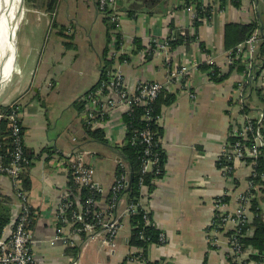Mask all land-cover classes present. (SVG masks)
<instances>
[{"label": "crops", "instance_id": "obj_1", "mask_svg": "<svg viewBox=\"0 0 264 264\" xmlns=\"http://www.w3.org/2000/svg\"><path fill=\"white\" fill-rule=\"evenodd\" d=\"M184 1L115 0L117 33L109 30L112 26L98 11L97 0H57L52 13L44 9V0L39 6L37 0L28 3L16 30L9 75L1 83L13 78L0 90V105L21 107L23 142L33 158L28 197L35 216L31 229L35 264H121L134 250L128 246L131 229L126 220L110 246L104 244L103 233L82 236L74 247L50 242L56 232L57 202L68 185L67 156L82 150L91 153L94 179L105 195L118 157L110 146L125 143L120 113L114 112L96 127L103 130L109 144L104 146L85 140L84 110H78L77 103L99 81L105 49L108 58L114 57L113 70L120 69L131 89L142 81L164 82L169 71L189 66L187 75L167 86L159 102L157 126L165 154L164 175L145 203L166 242L151 245L148 260L157 264H228V247H214L209 239L213 202L228 191L226 208L233 210L236 196L247 187L250 169L234 162L231 174L223 175L217 156L227 148L235 124L260 118L264 126V69L259 47L252 61L245 55L238 57L247 70H259L250 81L234 67L226 79L215 82L204 66L213 56L221 73L228 72L226 24L255 23L261 29L255 32H264V0H242L240 8L201 0L212 7L213 14L200 19L197 28L183 8ZM171 31L184 39L167 54L157 51L151 41L165 40ZM115 34L120 37L119 48L113 45ZM121 55L126 63L119 62ZM0 196L7 198L13 219L15 197L11 180L3 175ZM262 206L264 211V200Z\"/></svg>", "mask_w": 264, "mask_h": 264}, {"label": "built area", "instance_id": "obj_2", "mask_svg": "<svg viewBox=\"0 0 264 264\" xmlns=\"http://www.w3.org/2000/svg\"><path fill=\"white\" fill-rule=\"evenodd\" d=\"M99 10L105 15L112 26V32L117 33L119 28V17L113 10L115 0H97ZM203 6L205 3H202ZM108 9V10H107ZM193 20L198 19L196 10L192 7L185 8ZM107 10V11H106ZM110 10V11H109ZM213 9L211 11V18ZM201 18V19H205ZM116 34L114 35V38ZM174 38V35H169L165 40H152V46L160 52L167 54L169 52V41ZM258 33L254 32L235 49L226 52V63L229 65L234 59L245 55L248 60H253L257 48L260 43ZM115 42V39H114ZM113 42V44H114ZM167 62L169 61L166 59ZM127 61H124L126 63ZM207 65L217 66L215 57H208ZM213 69H211L212 71ZM222 72V68H218ZM189 72V66L181 65L167 73L164 82L158 81H142L134 89L127 86L124 81L120 69H116L108 76V81L102 84L101 87L89 92L84 97L85 111L83 120L91 129H96L100 122L111 116L114 112L123 114L131 113L134 106H147L155 101V99L165 91L170 84L179 82ZM13 108L8 117L11 136L14 140V151L11 154L9 164L0 163V175L6 176L11 180V187L16 199L13 216V221L10 223L8 233L0 240V264H35L31 252V231L29 224L34 220V214L31 213L29 204L28 192L23 188V182L20 177L25 171L28 160L24 155L23 135H21L20 114L21 107L17 104H12ZM146 120H151L149 111L143 116ZM124 126V124H123ZM262 120L245 118L241 125H234L231 131L232 142L229 141L227 148L217 156L218 165L223 175H229L233 171V163L240 162L248 167L250 172L254 166L251 159H255L259 155V148L264 146V131ZM142 141L149 146L153 144V135L149 130L139 132ZM88 151H79L73 153L64 160V166L68 175L74 182L76 187H87L91 193H103V189L95 182V166L93 160H89ZM145 157L142 159L141 173L146 174L151 171L154 166H157L159 159L158 155H151L150 149L146 147L144 151ZM115 167H124L123 161L115 158ZM158 170H156V173ZM264 181V173L261 175ZM128 184V172H121L110 185L112 192L111 198L106 201L95 200L94 196H89L83 203L79 202V197L74 198L73 190L67 185L62 191L57 202L55 211V235L51 239V243H58L65 247H74L82 236L94 235L103 233L105 236L103 242L110 246L113 239L123 227L124 221L132 214L138 212L140 208L147 213V205L145 203L147 195L143 192L141 185V198L137 203H128L125 197L118 198V194ZM75 188V187H74ZM253 181H247L245 191L236 196V207L233 210H227L225 197L229 194L228 191L223 192L213 202L214 213L209 224L208 231L210 232V242L214 247L226 245L228 254L226 259L238 262V264H264V258L261 262L255 259H250L251 256H261L258 251L246 247L240 239V226L249 225L250 212L249 205L252 197L251 191L256 189ZM73 207V208H72ZM72 210L70 213L69 209ZM115 210V212H113ZM147 223V220H146ZM246 223V224H245ZM233 228L230 235L225 236L224 233ZM252 229H246L245 234L250 236ZM160 244L166 242L163 234L160 235ZM139 250L134 249L131 252L129 259L130 264H148V260H144L140 255H136ZM135 254V255H134ZM133 255V256H132Z\"/></svg>", "mask_w": 264, "mask_h": 264}, {"label": "trees", "instance_id": "obj_3", "mask_svg": "<svg viewBox=\"0 0 264 264\" xmlns=\"http://www.w3.org/2000/svg\"><path fill=\"white\" fill-rule=\"evenodd\" d=\"M31 0H25V2H30ZM154 0H146V2H153ZM157 1V0H155ZM221 7L225 5L226 3H230L234 8H240L241 1L242 0H217ZM57 0H44L43 7L47 12H54L55 6H56ZM192 6L198 15V19L194 20V26L197 28L201 21V18H209L211 15L212 7L211 6H203L201 0H186L183 3V8ZM97 8H98V1H97ZM108 10V9H107ZM106 10V11H107ZM114 10V8H113ZM98 11L102 13L99 8ZM110 11V10H109ZM103 14V13H102ZM104 15V14H103ZM105 16V15H104ZM104 20L107 22L108 19L105 17ZM112 27H109V30H111ZM108 30V28H107ZM256 30H261L257 24L251 23V24H242V23H228L226 24L225 31H224V48L226 51L233 50L235 47L241 43H243L249 35L253 34ZM263 31V30H262ZM258 32V37L260 38L259 48H258V57L262 58V69H264V32ZM174 32V33H172ZM171 35H174V38L169 41V47L172 49L180 43L184 39V37L178 36V34L175 31H171ZM183 38V39H182ZM197 38V36H196ZM179 39V41H178ZM188 40L189 38H186ZM110 42V40H109ZM120 37L119 35H116L115 42L113 45H115V48L120 46ZM119 48V47H118ZM108 50L105 49L103 53V59L100 67V78L97 84H95L91 89H89L85 95L83 96V100L79 101L78 104V110L85 111L84 106V97L89 93L97 88L101 87L102 84L106 83L108 81V76L113 73L115 70H113L114 65V57L108 58L107 57ZM113 56V55H112ZM124 56L121 55L118 57L119 62H124L123 59ZM231 67H229L228 72L221 73L219 72L217 66H210L205 64L204 68L208 70L209 77L215 81V82H221L224 79H226L229 76V73L233 70L235 67L236 70L239 73H245L246 78H249L248 81L251 80V75L258 74L256 72H252V70H247L241 63L239 62L238 58L234 59L233 62L230 64ZM228 67V66H227ZM211 69H213L211 71ZM256 70V71H257ZM163 92L155 99L154 102L147 106H134L131 113L129 114H123L122 120L124 124L125 129V136H124V142L123 144H116L113 146H110L115 154L118 155V157L123 161L124 167L126 169H122L119 166L115 167V176H118L121 172H128V184L126 188H124L120 193L118 194V198L125 197L128 203H137L141 198V185L143 186V192L145 191L148 200L150 194L153 192L155 188V183L157 180L161 179L164 175V162H165V154L163 152V149L160 144V130L157 126V122L160 115V105L159 102L163 96ZM13 108L11 106H2L0 105V163L3 164H9L11 160V154L14 151V140L13 136H11V129L9 127V120L8 117L10 115V112ZM147 110L149 111V116L151 120H146L143 118L145 113H147ZM84 113V112H83ZM106 119V118H105ZM83 123V129L85 133V140L90 141L91 143H97L104 146H109L104 134L103 130L100 128L91 129L89 126H87V123L85 120L82 119ZM264 123V122H263ZM144 130H149L153 135V144L150 146L142 141L141 136L139 135V132H143ZM264 131V127H263ZM21 135H23V128L21 126ZM234 140L233 137H230V142ZM149 148L151 155H147V158L149 156L158 155L159 162L157 166H154L151 171L147 172L146 174L141 173V167H142V159L145 157L144 151L145 149ZM24 155L28 160V164L26 166L25 171H23L20 175L22 182H23V188L27 192L30 191V181H29V169L31 167V161H32V155L29 153V151L23 147ZM45 152L50 154L49 149H45ZM251 161L254 162V166L252 168V171L247 176L246 181L251 180L253 181L254 185L257 187L256 189L251 191L252 197L250 200L249 205V212L251 215L250 222L247 223L249 225L246 226H240V239L241 242L246 246L250 247L253 250H256L259 252L261 256H251L250 259H255L258 262H261L264 258V211H263V200H264V181L261 179V175L264 173V146L259 148V155L255 159H251ZM156 170L158 172L156 173ZM68 186L73 190L74 198L79 197V202L82 203L86 201V199L91 195L94 196L95 200H102L105 199L108 201L111 196L112 192L110 189L108 192L103 195V193H97L94 191L93 193L90 192V190L87 187L79 188L74 185L73 180L68 175ZM75 187V188H74ZM247 188V187H246ZM246 190V189H245ZM244 190V191H245ZM230 193V192H229ZM229 195V194H228ZM226 196L224 201L227 204V200L229 196ZM216 199V198H215ZM73 208V207H72ZM69 209L68 212L72 210ZM138 212L135 214H132L126 221H128L130 225V236L128 238V246L132 249H138L139 252L136 253V255H140L141 258L144 260H148L147 252L151 245L160 244V235L162 232L158 230L154 225L151 217V213L147 207V213H145L140 208H137ZM115 212V210L113 211ZM32 215L34 214L33 210L31 211ZM12 215L10 213V206L8 203L7 198L0 196V240L3 236V230L4 228L10 224V222L13 221L11 218ZM12 219V220H11ZM147 220V223H146ZM246 224V223H245ZM34 225V220L29 224V229L31 231L32 227ZM252 229V233L250 236H247L245 234L246 229ZM234 229L230 228L228 229L224 235H230ZM135 255V254H134ZM133 256V255H132ZM131 257V253L127 254L125 259L121 262V264H128V261ZM263 257V258H261ZM228 264H238V262L227 260ZM148 264H157V262H151L148 260Z\"/></svg>", "mask_w": 264, "mask_h": 264}, {"label": "bare ground", "instance_id": "obj_4", "mask_svg": "<svg viewBox=\"0 0 264 264\" xmlns=\"http://www.w3.org/2000/svg\"><path fill=\"white\" fill-rule=\"evenodd\" d=\"M22 4L21 0H0V75L14 56V34L23 16Z\"/></svg>", "mask_w": 264, "mask_h": 264}, {"label": "rangeland", "instance_id": "obj_5", "mask_svg": "<svg viewBox=\"0 0 264 264\" xmlns=\"http://www.w3.org/2000/svg\"><path fill=\"white\" fill-rule=\"evenodd\" d=\"M31 1H33V0H31ZM41 0H37V2L39 3ZM23 9H24V12H26V9L28 8V2H25V0H23ZM40 5V3L38 4V6ZM37 6V7H38ZM23 12V13H24ZM18 28V27H17ZM15 30H17V29H15ZM15 33H16V31H15ZM19 35H20V33H19ZM19 35H18V37H19ZM14 36H15V34H14ZM15 38V37H14ZM14 54H15V52H14ZM13 58H12V60H11V63H10V66L8 67V68H6L3 72H2V74L0 75V90H1V88L5 85V84H7L9 81H11L12 80V78H13V75L10 77V79L8 80V81H6V82H4V83H1L3 80H5V78H7V76L9 75V73H7V71L9 70V68L11 67V65H12V62H13ZM15 202H16V199H15V201L13 200V206H14V204H15ZM13 211H14V207H13ZM14 214L16 215V211H14Z\"/></svg>", "mask_w": 264, "mask_h": 264}, {"label": "water", "instance_id": "obj_6", "mask_svg": "<svg viewBox=\"0 0 264 264\" xmlns=\"http://www.w3.org/2000/svg\"><path fill=\"white\" fill-rule=\"evenodd\" d=\"M23 2V0H21V3ZM22 7H23V4H22ZM15 35H16V33H15Z\"/></svg>", "mask_w": 264, "mask_h": 264}]
</instances>
